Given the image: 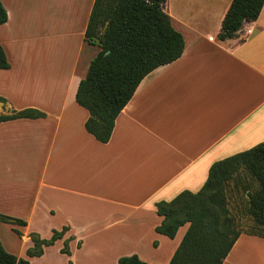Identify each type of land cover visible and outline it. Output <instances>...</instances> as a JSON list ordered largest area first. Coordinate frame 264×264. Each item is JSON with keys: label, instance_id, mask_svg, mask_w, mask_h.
Masks as SVG:
<instances>
[{"label": "crops", "instance_id": "crops-1", "mask_svg": "<svg viewBox=\"0 0 264 264\" xmlns=\"http://www.w3.org/2000/svg\"><path fill=\"white\" fill-rule=\"evenodd\" d=\"M1 1L10 67L0 68V115L45 113L0 121V213L26 223L0 221L23 241L17 251L2 242L5 249L34 264L54 246L63 253L70 238L61 264H118L134 253L169 264L189 224L174 238L156 231V203L198 191L215 161L264 141V5L236 37L220 40L232 0H167L185 49L141 80L103 143L76 100L100 49L85 40L95 0ZM64 226L42 255H27L31 232L48 239ZM223 264H264V237L242 233Z\"/></svg>", "mask_w": 264, "mask_h": 264}, {"label": "trees", "instance_id": "trees-1", "mask_svg": "<svg viewBox=\"0 0 264 264\" xmlns=\"http://www.w3.org/2000/svg\"><path fill=\"white\" fill-rule=\"evenodd\" d=\"M167 0H95L85 40L99 46L86 75L80 80L77 102L89 116L86 129L97 140L111 138L115 121L132 98L141 80L155 68L178 59L185 49L183 34L175 28L165 11ZM264 0H232L223 19L218 38L236 37L245 22L258 18ZM8 13L0 0V24ZM4 47L0 44V68H9ZM5 98L0 96V102ZM45 113L29 107L0 115V121L44 117ZM245 179H241V176ZM244 181L248 216L257 230L245 231L229 206V190ZM251 180L255 188L251 187ZM242 181V182H243ZM163 216L156 231L174 238L179 228L188 227L169 264H223L242 233L264 237V141L254 147L215 161L203 186L196 192L184 190L171 200L156 203ZM0 221L26 224L21 219L0 213ZM69 227L53 231L50 238L37 232L29 236L33 246L28 256H40L44 247L62 238ZM17 233L20 234L18 230ZM69 240L61 251L70 254ZM0 264H31L29 259L7 251L0 239ZM68 264H73L69 261ZM118 264H151L136 253L119 257Z\"/></svg>", "mask_w": 264, "mask_h": 264}, {"label": "rangeland", "instance_id": "rangeland-1", "mask_svg": "<svg viewBox=\"0 0 264 264\" xmlns=\"http://www.w3.org/2000/svg\"><path fill=\"white\" fill-rule=\"evenodd\" d=\"M3 31L0 28V38L4 42H8L6 39H2ZM94 48H91L93 50ZM86 51V56L88 54V51ZM244 176H241V179H245ZM241 179H237L239 182V186H233V184L228 188L229 192V206L234 215L236 216V219L239 223V225L242 227L245 231L250 230H257L255 228L254 222L252 221V218L248 216L246 212L247 208V195L243 188L244 181ZM246 180V179H245ZM243 181V182H242ZM251 187L254 189L255 183L253 180H251ZM245 185V183H244ZM10 228L0 225V239L2 242L5 243L7 246L6 248H12V244L14 249L17 251L23 246V241L21 240L20 236L16 235L14 232L9 230ZM45 232V230H43ZM8 250V249H7ZM84 259L79 258L78 264H111V262L107 261H101V260H95V261H86L83 262ZM66 261V255L61 253L57 246L52 247L46 256V258L43 259H37L35 260L34 264H61Z\"/></svg>", "mask_w": 264, "mask_h": 264}]
</instances>
